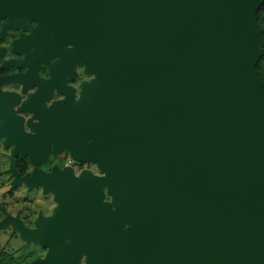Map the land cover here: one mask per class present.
Returning <instances> with one entry per match:
<instances>
[{
	"label": "water",
	"instance_id": "95a60500",
	"mask_svg": "<svg viewBox=\"0 0 264 264\" xmlns=\"http://www.w3.org/2000/svg\"><path fill=\"white\" fill-rule=\"evenodd\" d=\"M263 3L0 0L12 24L48 20L29 40L54 32L36 56L61 58L40 93L55 83L68 92L76 63L95 76L67 108L23 105L39 120L34 134L10 108L15 97H1L12 188L41 186L58 205L35 229L10 214L0 228L48 248L41 264H264ZM51 149L103 175H21L14 157L38 166Z\"/></svg>",
	"mask_w": 264,
	"mask_h": 264
},
{
	"label": "flooded vegetation",
	"instance_id": "af4514ba",
	"mask_svg": "<svg viewBox=\"0 0 264 264\" xmlns=\"http://www.w3.org/2000/svg\"><path fill=\"white\" fill-rule=\"evenodd\" d=\"M43 21L48 20H45V18L36 20L35 18L31 17L23 25L12 24L10 17L3 15L0 12V104L3 101V98H1L3 96L15 97L14 100L9 99V102L11 103L10 108L16 116L22 118L24 131L27 134L35 133L29 122H32L33 124L39 122L38 118L35 117V111L30 110L28 108L29 106H26V108L22 109L23 105H25L29 100L32 101V107H40L44 109L45 112L50 111L51 107L57 103L63 104L64 107L67 108L70 104L79 103L81 101L83 85L85 83L92 82L95 79L93 73L86 72L85 65L76 63L74 67L71 68V72L74 74L72 77L64 74V87L69 89L70 92L60 90L59 84L55 83L53 87H50L47 90L46 87H44L42 93H40L41 84H45L53 77L51 65L61 58L60 56H55L45 61L38 59L36 56V54L39 53V50L47 46L54 37V32L50 31L45 34L46 36L38 41H31L28 39ZM72 47V45H67L64 47V49ZM29 73L33 76V78L26 82L20 79V77L26 76ZM45 91L48 93L46 94ZM2 122L3 121L1 120L0 123ZM12 148L13 147H8L4 139L0 138V150L11 151ZM18 157L20 156L18 155L14 157L16 166ZM22 159H26L28 162L27 174H21L22 176H30L36 169L43 173H51L55 168L60 170L70 168L73 175L75 177H79L84 171L91 173L93 168L95 171L98 168L97 164L93 163L92 161H78L75 160L67 151L55 154L52 149L47 158L38 166L31 165L27 156ZM91 174L99 176L103 175L96 173ZM37 188H40L41 191H43L41 186H37ZM50 195L53 197V200H55L54 195L52 193H50ZM105 195L107 196V194ZM106 201H110V198ZM56 206H50L48 211L41 213L39 212L37 215H35V218L33 221H31V224L30 222H26L23 217L19 218L28 228L35 229L37 227V218L39 215L42 214L44 217L53 216ZM9 214L10 213H6V215L0 219V222ZM10 215L18 217L17 214ZM8 229L13 230L12 226H10ZM14 233L17 235L16 232ZM18 235L20 234L18 233ZM24 245L26 244L24 243ZM36 247L39 249L41 248L44 251V254L41 255V257L31 260L36 261L37 264H41L38 260L47 256L48 248H44L37 244ZM7 253L10 254L11 252ZM19 259L21 260L25 258ZM80 264H85L84 258L81 259Z\"/></svg>",
	"mask_w": 264,
	"mask_h": 264
},
{
	"label": "rangeland",
	"instance_id": "374dc122",
	"mask_svg": "<svg viewBox=\"0 0 264 264\" xmlns=\"http://www.w3.org/2000/svg\"><path fill=\"white\" fill-rule=\"evenodd\" d=\"M9 154L10 151L0 150V219L4 217L6 213L17 214L31 224L35 215L39 212L48 211L50 206H56L58 203L53 200L50 193H45L37 187L29 189L27 188L28 186L22 185L12 188L11 181L13 176L10 172L11 165L8 158ZM91 173L103 174L99 167L96 171L93 168ZM108 199L109 197L107 195L105 200ZM8 228H0V252H11L10 254L14 255L16 258H25L28 260L36 259L44 254V251L36 247V244H27L26 241L18 235V231ZM14 232H16L17 235ZM24 243L27 246L24 245Z\"/></svg>",
	"mask_w": 264,
	"mask_h": 264
},
{
	"label": "trees",
	"instance_id": "16d2710c",
	"mask_svg": "<svg viewBox=\"0 0 264 264\" xmlns=\"http://www.w3.org/2000/svg\"><path fill=\"white\" fill-rule=\"evenodd\" d=\"M257 18H258V22L262 30V33L264 35V3L257 12ZM257 71H258L260 78L264 82V53L257 65ZM17 168L22 175L27 174V169H28L27 160L18 157L17 158ZM0 264H37V263L34 260H27V259L20 260L19 258H16L14 255L3 251L0 253Z\"/></svg>",
	"mask_w": 264,
	"mask_h": 264
}]
</instances>
